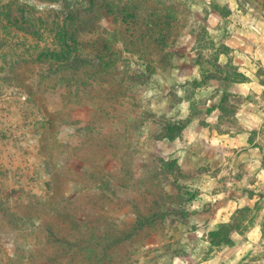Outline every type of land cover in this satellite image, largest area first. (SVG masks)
I'll list each match as a JSON object with an SVG mask.
<instances>
[{
	"label": "rangeland",
	"instance_id": "obj_1",
	"mask_svg": "<svg viewBox=\"0 0 264 264\" xmlns=\"http://www.w3.org/2000/svg\"><path fill=\"white\" fill-rule=\"evenodd\" d=\"M167 1L185 17L171 47L104 17L77 33L91 62L62 69L47 5L0 0V264L65 253L77 205L99 230L93 264H264V0ZM230 64L244 83L218 78ZM164 119L188 124L168 141ZM242 208L246 230L215 247ZM137 219L106 255L103 231Z\"/></svg>",
	"mask_w": 264,
	"mask_h": 264
},
{
	"label": "trees",
	"instance_id": "obj_2",
	"mask_svg": "<svg viewBox=\"0 0 264 264\" xmlns=\"http://www.w3.org/2000/svg\"><path fill=\"white\" fill-rule=\"evenodd\" d=\"M34 1L39 2L41 5H47L49 8L48 11L55 14V17L58 19L54 32V42H56L58 48L57 50H53L54 52L49 58L53 62L58 63L62 69L85 67L88 62H91L88 53H85L84 55L80 53L82 52L81 49L84 48V45L78 39L77 33L85 26L92 25L96 27L94 24L98 23L104 17H114L116 21L118 19L122 20V23L127 25L126 28H128V30H131V28L134 30H142L144 28L147 33L149 30H146L147 25H144V23H149L150 28L152 27L151 29L155 30L153 33H150V37L154 40V43L160 48V50L171 47L172 44H174L177 38L182 34L183 25L181 26L182 29L177 28L181 20L180 18L185 20V17H180V15L183 14V9H181L182 4H171L168 3L167 0H146L148 2L146 11L151 9L155 12L148 15L149 17L141 15L138 6L133 5L135 3L137 5L138 1L141 0H136L135 3H133V0H129V5L125 8L120 6L121 1L119 0H112L110 3L106 4H104L106 0ZM94 11L97 12L94 13ZM119 11L124 12V15L121 18L118 16ZM154 19L157 21L154 22ZM182 22L184 23V21ZM159 25H162L163 28L158 29L157 27ZM140 26H142V28ZM201 32L202 35H205L206 29L202 28ZM113 35L116 38L115 34ZM117 40V38L114 39L115 42H117ZM103 59H105V57L102 55L96 57L97 63H100ZM227 67L228 70H225L226 75L218 77L220 80L236 84L244 83L246 81V78L243 75L234 71L231 64ZM226 101L227 97L224 96L222 104L225 105ZM187 124L188 121L182 122L164 119L161 125L160 138L174 141L181 135ZM100 155L103 156V154ZM250 212V208L238 209L232 215L230 222L221 225L218 231L211 234L212 244L215 247L230 245L232 242L230 239L232 231L243 232L246 230L248 226L245 224L246 215ZM91 214L92 211H82L79 205L76 206L75 215L71 218V220L74 219V221L71 225L76 229L81 227L82 224L87 223L85 231L82 234L81 230L76 229V233L72 238L67 237L64 240L53 241V246L59 244L58 246L62 248L61 250H64L65 253L57 256L55 254L54 256L49 257L47 260L48 264H59V260L61 263L66 262V264H93L96 260L102 261L103 255L97 254L96 251L97 248H100L98 244L99 230H90L91 228L88 226V223L91 222V220H89ZM100 216L101 214L99 217ZM139 220L140 219H137L136 223L129 225L128 230H121L122 228L112 225L106 231H103V238L105 239L104 252L106 255L107 252L113 250L118 245L123 244L131 237V235H133L134 232H137L139 224L141 223ZM59 227L62 228V224H60ZM108 258L111 257L108 256Z\"/></svg>",
	"mask_w": 264,
	"mask_h": 264
}]
</instances>
